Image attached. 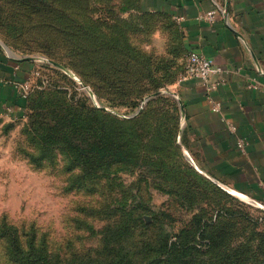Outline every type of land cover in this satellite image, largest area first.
<instances>
[{"label": "trees", "instance_id": "16d2710c", "mask_svg": "<svg viewBox=\"0 0 264 264\" xmlns=\"http://www.w3.org/2000/svg\"><path fill=\"white\" fill-rule=\"evenodd\" d=\"M141 1L121 0V4H115L114 0H0V38L23 56L44 55L71 68L86 83H90L89 77H95L96 82L91 84L98 94L104 91L111 98L134 96L133 106H137L136 99L150 91H142L143 83L146 85L152 79L166 78L171 62L169 57H158L133 43L131 36L140 27L144 28L137 26L138 17L168 20L171 25L165 24L163 28L177 34L179 42L176 47L180 53L186 58L189 53L175 20L163 13L143 11ZM122 13L128 16L123 17ZM35 66L41 72V67ZM184 69L183 64L182 73ZM63 92L52 88L34 90L27 97L25 116L31 121L32 131L38 132L42 139V132H45L48 137L62 139L68 144L65 152L69 154L72 170L75 166L83 170L87 165L92 174V166V170H96L94 178L99 177L103 169L115 172L124 169L121 166L132 167L133 160H137L133 153L135 141L131 140L132 134L136 130L141 137L145 131L138 128V122L152 114L154 102L170 100L166 95L152 98L138 116L120 120L82 99L76 102L63 99ZM36 105L41 114L36 113ZM126 124L128 126L124 128ZM59 129H62L60 136L54 134ZM167 133L170 138L166 143L174 145L178 159L166 155L165 141L164 149L149 140V145H155L153 156L146 154L143 160L151 165L148 171L151 174L156 172L165 182V186L158 184L156 187L171 194L178 205H182L179 202L185 199L195 205L196 200L201 199L216 211L208 214L201 206L202 210L195 212L188 224L179 231L170 232L165 221L170 217L169 211L156 210L149 196L146 198L142 193L141 182H147L145 178L136 185L135 193L131 190V194L124 196L119 203L112 207L106 205L109 220L101 245L89 249L94 256L88 254L87 264H263L264 241L246 243L243 240L247 238L236 239L233 228L235 223L261 222L264 217L252 216L248 206L202 176L186 160L181 150V144L187 147L186 129H183L179 117ZM32 143L35 144V140ZM43 145L39 144L40 147ZM30 158L34 159V154H30ZM137 166L133 165V168ZM114 177L118 184L120 176L114 173ZM217 192H222L230 204L221 203ZM145 214L151 215V222H145ZM8 231L9 234L3 233L1 237L18 238L21 246L18 232L12 228ZM38 244L32 238L29 248H19V255L28 261L38 258L40 264H58L50 257L49 262L45 256L46 260H42ZM79 255L73 253L61 264H77L75 260Z\"/></svg>", "mask_w": 264, "mask_h": 264}, {"label": "rangeland", "instance_id": "374dc122", "mask_svg": "<svg viewBox=\"0 0 264 264\" xmlns=\"http://www.w3.org/2000/svg\"><path fill=\"white\" fill-rule=\"evenodd\" d=\"M114 3L121 4V0H114ZM122 15L123 17L128 16L127 13H122ZM137 23L139 27L144 26L131 36L137 48L153 52L161 58L169 57L171 60L166 78L152 79L146 85L143 83L142 91L145 89H150V91L145 92L142 98L136 99L137 106H133L134 96L123 95L111 98L105 95L104 91L98 94L96 87L91 84L96 82L95 77H89L90 83H86L71 68H59L44 55H30L46 59V61L36 63L41 67L42 74L34 83L35 91L50 88L64 90L61 93L63 99L71 102L82 99L92 107L110 113L120 120L138 116L152 98L166 95L165 97H170V100L161 99L154 102L152 114L141 118L138 122V128L145 130L144 136L137 135L136 130L135 134H132L131 140L135 141L133 153L137 159L133 160V165L138 164V166L135 168L133 165L132 167L121 166L124 169L115 172L111 169H103L100 176L95 178L93 172L96 170H92V166V174L87 165L83 170L80 166H75L72 170L69 154L65 152L68 144L62 139L56 138L55 140L48 137L49 135L45 132H42L43 139L39 137L38 132L30 128L31 121L28 116L18 120L0 117V264H40L41 260L38 258L28 261L19 255V248H29L32 238L39 243L37 248L40 253L42 250L40 255V258L43 256L42 260H46V257L49 262L50 257L54 262L61 264L68 261L71 254L80 253L75 263L87 264L88 254L91 253L89 249L101 245L99 243L109 220V215L105 212L106 205L109 204L112 207L119 203L125 198L124 196L131 194V190L135 193L136 185L145 178L147 182H141L142 193L146 198L149 196L151 205L156 210L162 208L169 211L170 217L165 218V221L170 232L179 231L194 213L202 208H205L204 211L208 214L216 211L214 207L207 206L206 202H202L201 199L196 200L195 205L189 199L179 202L182 205L175 203L171 194L156 187L159 186L158 184L165 186L163 178L158 177L156 172L151 174L148 171L151 165L143 162L146 154L153 156L155 145H149V140L155 141L158 146H164V149L165 141L166 155L176 156L175 159H178L174 145L166 141L170 138L167 129L178 117L182 121L181 106L175 90L182 75L183 64L186 63V56L176 47L179 42L177 34L172 29V31H167L163 28L165 24L171 25L168 20L138 17ZM35 111L41 114V109L37 105ZM127 126L126 124L124 128ZM60 130L62 129L55 130L54 134L60 136L62 132ZM32 140H35V144ZM39 144L44 145L40 147ZM181 150L186 160L196 168L182 144ZM30 154H34L35 158L31 159ZM143 164L145 168L142 167ZM114 173L120 176L118 184L114 182ZM200 173L216 183L208 175ZM220 187L238 202L248 206L252 216L264 217V204L238 195L223 186ZM215 194L219 196L221 203L230 204L225 200L222 192ZM262 219L261 222L252 220L253 222L235 223L233 228L235 238L240 240L247 238L243 240L246 243L264 241V218ZM144 220L147 223L151 222V215L145 214ZM7 227L18 232L21 246L18 244V238L14 240L10 236L1 237L3 233L9 234L10 229ZM258 232L262 235L259 236Z\"/></svg>", "mask_w": 264, "mask_h": 264}, {"label": "crops", "instance_id": "0c3cea01", "mask_svg": "<svg viewBox=\"0 0 264 264\" xmlns=\"http://www.w3.org/2000/svg\"><path fill=\"white\" fill-rule=\"evenodd\" d=\"M141 8L170 16L188 50L221 69L210 78L221 81L216 88L198 78L176 84L185 110V148L196 168L227 190L264 204L263 0H142ZM214 10L215 19L206 20ZM23 57L0 38V117L25 116L27 98L16 85L35 63ZM208 96L220 104L219 111L212 110Z\"/></svg>", "mask_w": 264, "mask_h": 264}, {"label": "built area", "instance_id": "2783aa9c", "mask_svg": "<svg viewBox=\"0 0 264 264\" xmlns=\"http://www.w3.org/2000/svg\"><path fill=\"white\" fill-rule=\"evenodd\" d=\"M264 3V0H263ZM216 12L210 11L207 14H205L204 18L208 21H213L215 19ZM43 61H46L45 58L36 57L33 62L41 63ZM221 69L219 67L214 66L211 61L202 53L198 51H189L186 63H185V69L180 77V81L189 80V79H201L208 87V89L216 88L218 85L221 84V81H211L212 74L220 71ZM261 72V71H260ZM41 76L40 70L35 66L32 68L30 72V76L26 78L23 82L16 85L17 92L19 96L22 98H27L30 93L34 90L35 85L34 81L37 77ZM249 87L255 88L257 87L256 84H249ZM208 99L211 103V107L213 111H219L220 104L218 102H214L210 96H208ZM238 146L243 149L244 147V141L239 140Z\"/></svg>", "mask_w": 264, "mask_h": 264}, {"label": "water", "instance_id": "95a60500", "mask_svg": "<svg viewBox=\"0 0 264 264\" xmlns=\"http://www.w3.org/2000/svg\"><path fill=\"white\" fill-rule=\"evenodd\" d=\"M36 57H38V56H24L23 59L33 61V60H35ZM51 63L55 64L59 68H63V69L65 68L63 65H61L59 63H56V62H53V61H51ZM178 100H179V103H180V106H181L182 117H184L185 116L184 106H183V104H182V102H181V100L179 98H178Z\"/></svg>", "mask_w": 264, "mask_h": 264}]
</instances>
